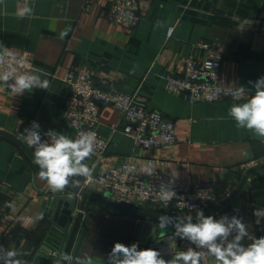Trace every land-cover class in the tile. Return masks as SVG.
<instances>
[{
    "label": "crops",
    "instance_id": "0c3cea01",
    "mask_svg": "<svg viewBox=\"0 0 264 264\" xmlns=\"http://www.w3.org/2000/svg\"><path fill=\"white\" fill-rule=\"evenodd\" d=\"M111 1L0 3V52L8 49L27 55L32 74L50 82L46 90L36 87L23 95H14L0 82V130L17 135L33 153L34 148L24 139V130L31 129L33 122L40 126L41 139L52 141L45 134L52 130L75 140L76 132L65 118L70 91L64 80L70 71L82 72L106 90L136 94L147 109L161 112L176 125L178 137L173 146L138 148L131 138L111 131L112 125L125 126L121 113L113 106H101L98 130L110 144L102 159L90 157L82 162L92 169L90 178L82 177L85 190L103 197L96 186L97 176L134 155L142 175L148 176L141 168L153 161L154 170H168L193 187L234 191L248 169L264 163V138L238 129L228 115L233 104L244 103L255 94V82L264 77V41L259 36L264 0H151L140 5L137 12L142 18L132 30L107 19ZM26 7L32 10L30 16L19 18L17 9ZM171 28L174 33L168 37ZM201 42L211 44L222 56L221 80L234 88H245L241 99L192 104L167 92L166 78L184 76L187 58H207L208 52L196 47ZM39 171L24 150L0 136V182L4 184L0 195V264H5L8 251H15L12 259L21 264H52L47 252L61 247L62 253L66 246L67 237L53 221V208L68 191L50 190L39 178ZM69 179L77 186V181ZM78 198L82 200V196ZM227 207L264 209V170L254 173ZM104 211L105 216L128 217L114 209ZM167 217L187 221L177 210ZM259 221L243 222L257 238L264 236V220ZM251 242L245 237L241 244L246 247ZM200 264L217 262L213 258Z\"/></svg>",
    "mask_w": 264,
    "mask_h": 264
},
{
    "label": "built area",
    "instance_id": "2783aa9c",
    "mask_svg": "<svg viewBox=\"0 0 264 264\" xmlns=\"http://www.w3.org/2000/svg\"><path fill=\"white\" fill-rule=\"evenodd\" d=\"M89 1L86 0V2ZM149 1L151 0H112L106 14L107 19L116 26L132 30L137 27L142 18L137 12L140 5ZM259 28V36L264 41V21L260 22ZM173 33L174 29L171 28L168 37H172ZM196 47L207 51V58L205 60L187 58L184 63V76L168 75L166 78L167 92L181 96L192 104L214 103L232 98L229 93L235 88L222 81L220 77L222 56L207 42L198 43ZM13 55L14 59H9L5 51L0 52L2 57L0 75L9 70V65L16 69V75L32 74L34 69L31 59L27 55L16 53ZM14 80L15 77L10 78L7 83L13 84ZM64 81L70 91L64 108L65 118L76 132L75 139L81 134L95 133L92 158L100 160L105 157L110 144V140L100 135L98 130L101 106H113L121 113L125 126L112 125L111 131L112 133L121 132L131 138L138 148L151 150L177 144L176 125L166 119L161 112L147 109L139 102L136 94L115 89L106 90L104 87L97 86L90 76L82 72L70 71ZM41 142L51 143L52 141L42 138ZM136 162V156L129 155L124 158L120 166L97 176L95 182L99 193L110 194L112 201L128 206L148 203L165 208L172 207L181 212L187 221L189 217L192 221L198 219L199 211H203L204 215L209 213L233 192L230 188L193 187L188 181L173 177L168 170H154L152 175L145 176L137 171ZM149 164L153 165L154 162L151 161ZM161 185L174 189L176 192L174 199L167 204L159 199ZM3 189L4 184L0 182V195ZM262 214L264 209L261 208L226 207L212 217L216 220L227 217L228 221L236 217L244 222L264 220ZM235 235L233 231L228 241H231ZM171 239L174 241L180 239L181 252L192 248L202 254L203 261L214 258L206 248H198L187 238L181 239L173 234Z\"/></svg>",
    "mask_w": 264,
    "mask_h": 264
},
{
    "label": "clouds",
    "instance_id": "9594fccd",
    "mask_svg": "<svg viewBox=\"0 0 264 264\" xmlns=\"http://www.w3.org/2000/svg\"><path fill=\"white\" fill-rule=\"evenodd\" d=\"M3 3V0H0ZM30 8L17 9L16 15L19 18L30 16ZM66 35V33L62 34ZM0 47H3L0 44ZM9 59H14L13 53L4 50ZM2 59V57H0ZM42 71V70H41ZM15 77L13 84H8L10 78ZM0 82H3L14 95H23L26 91L31 92L33 88L48 89L50 82L48 79L41 80L38 75L23 73L16 75V69L9 65V70L0 75ZM249 83H252L249 81ZM255 94L246 102L233 104L228 111V115L236 121L238 129L253 131L257 137L264 138V77L259 78L255 84ZM234 100L241 99L245 94V88L240 86L229 93ZM39 124L32 123L31 129H25V141L29 147L34 148V163L39 165L38 176L47 182L48 187L53 192L63 191L70 184V177L81 176L90 178L92 169L85 163L94 153L95 133L81 134L79 138L69 139L64 134H57L49 130L45 133L51 137L52 142H41ZM141 171L152 175L154 167L151 165L141 168ZM79 182H76L78 186ZM228 195V194H227ZM176 196L174 189L161 185L159 199L167 204ZM264 215V214H262ZM199 222L192 223L191 217L188 223L177 224L176 235L181 239L187 238L198 248H206L213 256L217 264H264V236L257 238L251 235L245 223L241 219L232 217L228 221L227 217L220 220L212 216L205 217L203 211L197 213ZM170 219V218H169ZM259 219L256 220L258 224ZM165 218L161 217L159 227H166ZM235 231L236 235L228 241L229 235ZM248 237L252 242L248 246L241 244V241ZM219 241V242H218ZM17 253L7 252L5 264H21L18 260H13ZM69 261L75 259L76 264H81V258L66 253L63 257ZM203 256L200 252L189 248L186 252H179L171 261H165L159 251L152 248L138 249V244L133 243L126 246L121 242H115L108 254V264H200ZM88 264H91L89 259Z\"/></svg>",
    "mask_w": 264,
    "mask_h": 264
},
{
    "label": "water",
    "instance_id": "95a60500",
    "mask_svg": "<svg viewBox=\"0 0 264 264\" xmlns=\"http://www.w3.org/2000/svg\"><path fill=\"white\" fill-rule=\"evenodd\" d=\"M0 136L15 142L34 161V153L17 135L0 130ZM262 170H264V163L248 169L231 195L204 216H213L225 209L243 191L250 177ZM72 178L80 185L69 184L66 187L68 192L60 197L53 208V221L65 234L67 242L62 253L61 247L47 252V259L52 264H76L75 259L69 261L63 258L66 253L79 256L81 264H88L89 259L91 264H108V254L113 244L125 243L120 238L121 234L124 233L128 239L131 233L135 234V231H138L137 238L126 246L137 243L138 249H156L165 261L173 260L177 253L181 252L180 239L175 244L171 236L177 224H186L188 221L183 222L167 217L174 215V208L156 207L148 203L137 206L116 203L111 200L110 194L100 197L85 190L86 180L81 176ZM78 196H82L81 201ZM103 207L117 210L128 217L105 216ZM97 208L101 211H96ZM161 217L165 218L167 225L164 229L159 227ZM191 222L195 224L199 220L195 219Z\"/></svg>",
    "mask_w": 264,
    "mask_h": 264
},
{
    "label": "rangeland",
    "instance_id": "374dc122",
    "mask_svg": "<svg viewBox=\"0 0 264 264\" xmlns=\"http://www.w3.org/2000/svg\"><path fill=\"white\" fill-rule=\"evenodd\" d=\"M121 231V230H120ZM122 233V232H121ZM134 235V236H133ZM137 236H138V231H135V234H133V233H131L130 234V237L128 238V239H126L127 238V236L123 233V234H121V239L122 240H124V244L125 245H127V244H129L130 242H132L133 240H135L136 238H137Z\"/></svg>",
    "mask_w": 264,
    "mask_h": 264
}]
</instances>
